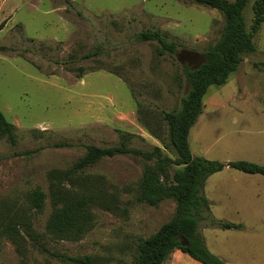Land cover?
<instances>
[{
  "label": "rangeland",
  "instance_id": "374dc122",
  "mask_svg": "<svg viewBox=\"0 0 264 264\" xmlns=\"http://www.w3.org/2000/svg\"><path fill=\"white\" fill-rule=\"evenodd\" d=\"M253 1L243 12L248 28ZM3 22L0 110L15 137L0 133V264H79L70 258L86 256L92 264H131L136 239L154 233L175 209L170 199L156 206L134 200L144 166L140 155L103 158L82 172L102 178L101 186L127 209L94 206L93 225L78 240L49 234V199L35 211L27 194L36 187L47 194L48 171L70 167L86 145H118L126 133L129 148L162 147V112L180 107L189 89L184 70L203 62L220 35L222 14L188 0H0ZM148 28L176 42L177 52L157 55L156 42L135 39ZM253 41L255 50L243 54L227 81L207 89L188 134L193 155L264 164V22ZM204 186L211 215L243 225L202 224L207 248L227 264H264V177L224 167ZM15 221L20 232L13 242L5 231ZM26 228L57 256L34 244ZM163 264L198 263L178 250Z\"/></svg>",
  "mask_w": 264,
  "mask_h": 264
},
{
  "label": "trees",
  "instance_id": "16d2710c",
  "mask_svg": "<svg viewBox=\"0 0 264 264\" xmlns=\"http://www.w3.org/2000/svg\"><path fill=\"white\" fill-rule=\"evenodd\" d=\"M71 4V0H65ZM198 5L219 11L223 16V26L216 41L204 51L203 62L194 69H185L184 77L189 89L182 96L177 110L163 111L162 120L166 124L164 149L174 153L171 157L162 147L154 146L149 151H140L126 145L128 134L121 133V142L112 146L86 145L85 153L67 169H51L47 173V194L36 187L28 192L27 202L30 208L40 211L49 199L51 212L45 229L53 237L75 241L83 237L93 225L92 208L99 206L113 213L126 212L121 206L119 196L107 187H103L102 178H93L82 172L103 158L117 155L135 154L144 159L141 178L134 190V200L156 206L170 199L175 203L173 216L163 223L150 236L136 239V254L131 264H163L169 256L179 250L198 264H227L206 246L200 226L207 225L220 229L241 230L243 225L228 221H218L210 213L209 201L203 188L206 179L213 173L229 167L249 174L264 177V164L247 160H234L226 163L209 160L191 153L188 144L190 128L195 124L203 107V97L210 86L223 85L233 73L245 53L255 50L254 34L264 22V0L252 2V20L248 28L244 9L249 0H188ZM5 22L0 24V29ZM138 41L156 42L155 52H177V44L169 40L157 28H148L135 34ZM6 47L0 45V52ZM97 51V50H96ZM93 51L92 54H98ZM91 54V55H92ZM0 133L14 141V125L0 110ZM176 168L172 170V167ZM18 221L8 226L5 234L14 239L17 236ZM28 227V226H27ZM27 229V230H26ZM25 234L41 250L53 255L38 235ZM70 260L79 264H92L90 257H74Z\"/></svg>",
  "mask_w": 264,
  "mask_h": 264
},
{
  "label": "crops",
  "instance_id": "0c3cea01",
  "mask_svg": "<svg viewBox=\"0 0 264 264\" xmlns=\"http://www.w3.org/2000/svg\"><path fill=\"white\" fill-rule=\"evenodd\" d=\"M205 187H206V186H204V188H205ZM175 251H178V250H175ZM175 251H174V252H175Z\"/></svg>",
  "mask_w": 264,
  "mask_h": 264
}]
</instances>
